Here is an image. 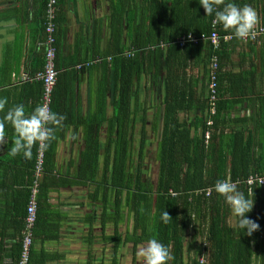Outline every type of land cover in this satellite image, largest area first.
<instances>
[{
    "label": "crops",
    "instance_id": "crops-1",
    "mask_svg": "<svg viewBox=\"0 0 264 264\" xmlns=\"http://www.w3.org/2000/svg\"><path fill=\"white\" fill-rule=\"evenodd\" d=\"M175 1L58 0L55 37L59 73L51 110L63 114L65 120L46 143L50 155L39 179L29 264H143L135 253L145 242L135 250L127 239L134 231L137 212L120 211L123 220L118 239L112 238L115 212L102 228L99 199L94 194L99 171L93 181L83 177V155L99 144V135L101 150L105 151L110 121L117 113L113 89L116 82L121 86L124 74L131 78L130 134L134 147L138 140L137 150L144 133L146 154L156 156L169 106H180L178 122L189 127L192 136L202 134V121L208 116L209 51L205 43L185 49L179 41L188 27L205 26V10L199 0H183L173 8ZM241 1L251 5L258 14L257 23L264 24L263 0ZM46 4V0H0V97L8 98L0 116L17 104L31 112L42 103L43 83L37 74L45 63ZM260 43L235 39L222 69L216 137L222 136L217 149L225 152L227 164L232 160L236 137L237 165L247 162L250 167H264V37ZM128 51L135 53L140 69L125 67L122 58L128 57ZM87 61L91 64L78 67ZM4 135L0 140V264H17L39 143L33 145L32 155L26 159L23 153L10 152L15 138L10 123ZM243 149L246 152L242 156ZM153 176L155 182L144 172L148 183L156 186L159 169ZM250 197L254 205L251 217L259 224L253 233L256 249L264 240V187ZM225 206L227 222L235 227L238 219L226 201ZM201 224L199 215L187 218V251ZM116 240L122 242L123 254L119 250L115 253ZM190 257L193 259V254ZM261 257L258 252L256 264ZM191 259L186 256L185 264H192Z\"/></svg>",
    "mask_w": 264,
    "mask_h": 264
},
{
    "label": "trees",
    "instance_id": "trees-1",
    "mask_svg": "<svg viewBox=\"0 0 264 264\" xmlns=\"http://www.w3.org/2000/svg\"><path fill=\"white\" fill-rule=\"evenodd\" d=\"M182 1H175L173 8H176ZM239 1L234 0L241 6L244 4L242 2H246ZM227 2L229 0H222V3ZM218 7H222V4ZM213 19L214 15H206V24L203 28L194 25L188 27L182 35L188 32L209 33L212 30ZM218 30L221 34L232 33V30H225L220 24ZM261 38L255 41L250 40V43L253 42L259 46ZM235 39L237 38L235 37L231 41L222 40L216 49L210 41L187 44L182 47L185 49L189 45L202 47V44L205 43L209 51L210 61L213 55L218 56L220 99L222 69L227 63L231 51L229 48ZM176 45L180 47L179 44ZM134 57L135 53L130 58H122V62L125 67L130 66V69L138 70L140 63ZM114 63L116 62H113V65ZM118 82L120 83L119 78ZM121 83L120 86L116 82L113 89V103L117 107V113L114 119L110 121V135L105 151L101 150V136L99 135V144L83 155L82 176L93 181L99 171L97 193L94 194L99 199V212H101L103 219L102 228L111 219V212H115L116 226L112 238H120L121 225L119 223L123 220L120 211L124 209L134 210L137 212L138 218L135 221L134 231L129 234L130 236L126 235L128 236L127 239L134 243L136 250L140 243L155 237L170 250L172 259L167 261V264H185L186 256L191 259V254L194 256L191 259L192 264H199L200 256L203 254L207 256L208 264H256L255 257L258 252L259 255H262L258 264H264V240L261 246H257L255 249L253 248L254 232L249 236L238 227V223L235 227L228 224L224 196L216 192L212 196H195L193 192L197 189L213 186L218 179H225L228 175L232 179L245 178L252 173L264 175L263 166L250 167L247 162L237 165L236 157L239 155L237 153L239 145L236 137L234 138L232 160L229 164H227L228 159L225 152H218L217 143L218 139L221 143L222 136L216 137V130L218 129L219 107L222 101L219 99L218 112L213 115L214 123L212 125L207 124V116L202 121V134L197 136H192L190 128L178 122L177 115L180 106L168 107L165 115L164 133L156 153L159 162V178L155 186L148 183L144 178L143 166L146 160L147 143L144 133L141 135L137 156L135 149H133V136L130 134L133 120L131 78L124 74L121 77ZM207 130L211 133L208 145L205 140ZM46 148L45 167L50 155L49 144ZM243 151L242 156L246 152L245 149ZM213 154L215 158H212ZM136 157L137 169L134 174L131 169ZM94 181L97 182V179ZM237 188L251 199L250 195L262 187H253L250 190L242 184ZM170 189L182 191V194L174 197L169 194ZM164 210L169 214L167 223L161 220V214ZM252 211L253 209L247 213L250 219H252ZM192 214L199 215L203 224H201L200 230L195 229L187 251L184 238L185 224L187 218H190ZM121 244L122 242L116 240L115 253Z\"/></svg>",
    "mask_w": 264,
    "mask_h": 264
},
{
    "label": "clouds",
    "instance_id": "clouds-1",
    "mask_svg": "<svg viewBox=\"0 0 264 264\" xmlns=\"http://www.w3.org/2000/svg\"><path fill=\"white\" fill-rule=\"evenodd\" d=\"M206 15H214L213 26L220 24L225 30H232L237 39L255 38V25L258 21L256 10L249 4H240L229 0H199ZM222 4V7H218ZM8 104L7 97H0V112ZM65 120L63 114L53 112L47 103H41L31 112H26L23 104L9 107L0 116V140L5 138L6 124H11L15 138L10 149L12 155L23 153L24 158H30L32 147L39 143L42 147L54 138L56 127ZM214 191L224 196L233 216L238 219V227L247 235H252L259 228V224L248 218L247 213L253 209V201L244 192L238 190L237 183L228 179H218ZM169 214L164 210L161 220L167 223ZM137 256L143 259V264H167L172 259L169 248L155 237L149 238L137 250Z\"/></svg>",
    "mask_w": 264,
    "mask_h": 264
},
{
    "label": "built area",
    "instance_id": "built-area-1",
    "mask_svg": "<svg viewBox=\"0 0 264 264\" xmlns=\"http://www.w3.org/2000/svg\"><path fill=\"white\" fill-rule=\"evenodd\" d=\"M46 14H45V31H46V52H45V63L44 67L41 71L38 72L37 78L43 83V95H42V103H47L49 108L51 109V102L53 98L54 87L57 82V76L59 70L57 68V45H56V37L55 30L57 26V6L58 0H46ZM219 24L217 23L213 26L212 21V30L209 33L196 34L193 32H189L183 35L180 38V45L182 47L187 44H199L201 42L210 41L214 48H218L222 40L231 41L235 38L232 33L221 34L218 30ZM254 31L256 33L255 38H247L242 39L244 41L257 40L264 36V24L256 23ZM128 57L134 55L133 51H128L125 53ZM109 60L112 57H108ZM91 61H87L83 64H79L78 67H82L83 65H90ZM218 56L215 54L211 57L210 61V71H209V79H208V121L207 124L212 125L214 123L213 115L218 112V102L220 99V94L218 90ZM211 137V133L209 130L205 132V140L206 144L209 143V139ZM45 148L39 144V150L37 155V161L35 164L34 171V181L31 186V195L29 198V202L27 205V213L24 220V229H23V237L21 242V251L17 264H29L31 259V251L34 242V225L37 219V195L40 191V181L41 177L45 172ZM225 179L229 181H234L237 183V187L244 184L250 190L253 187H263L264 186V175L260 173H252L249 174L245 178H236L232 179L230 175H228ZM214 186V185H213ZM213 186L197 189L194 192L195 196H212L214 194ZM251 192V191H250ZM169 194L177 197L182 194V191H176L174 189L169 190ZM199 264H208V258L205 254L200 256Z\"/></svg>",
    "mask_w": 264,
    "mask_h": 264
},
{
    "label": "rangeland",
    "instance_id": "rangeland-1",
    "mask_svg": "<svg viewBox=\"0 0 264 264\" xmlns=\"http://www.w3.org/2000/svg\"><path fill=\"white\" fill-rule=\"evenodd\" d=\"M136 138H138V137H136ZM135 140L137 142H136V145H135L134 149L136 151V156H137V148H138L137 147V144H138V140L137 139H135ZM136 169H137V157L134 159V163L132 165V169L131 170L134 171ZM143 169H144L145 176L147 177V179L150 180V181L155 182V178L156 177L153 176V173H155L159 169V167H158V160L156 159V156H155L154 153L152 154V157L149 154H146V160L144 161ZM113 249L114 250L116 249V245H115V247H113ZM118 250H119L120 253H122L123 252V247L119 246L118 247ZM130 250H131V246L128 247V251H130ZM135 254L137 255V252Z\"/></svg>",
    "mask_w": 264,
    "mask_h": 264
},
{
    "label": "flooded vegetation",
    "instance_id": "flooded-vegetation-1",
    "mask_svg": "<svg viewBox=\"0 0 264 264\" xmlns=\"http://www.w3.org/2000/svg\"><path fill=\"white\" fill-rule=\"evenodd\" d=\"M100 207V206H99ZM101 211V210H100ZM111 217H112V215H111Z\"/></svg>",
    "mask_w": 264,
    "mask_h": 264
}]
</instances>
